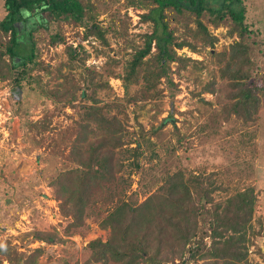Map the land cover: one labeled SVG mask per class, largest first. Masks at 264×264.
I'll use <instances>...</instances> for the list:
<instances>
[{
    "label": "rangeland",
    "instance_id": "374dc122",
    "mask_svg": "<svg viewBox=\"0 0 264 264\" xmlns=\"http://www.w3.org/2000/svg\"><path fill=\"white\" fill-rule=\"evenodd\" d=\"M96 3L101 7L95 20L105 30L106 42L85 38V26L75 21H56L46 11L27 10L32 24L23 42L32 57L23 76V68L16 67L8 80L0 81V245L15 248L17 261L0 254L1 264H22L21 255L36 247H43L38 264H103L93 259L89 247L92 240L110 236V230L100 226L102 217L130 193L133 204L144 201L179 171L185 178L199 175L215 185L212 196L220 202L239 190L254 189L257 200L245 264H264V0H246L253 30L245 40L253 62L247 82L261 100L251 120L227 112L232 87L221 77L220 58L233 37L226 26L204 20L218 37L212 48L177 25L179 38L193 41L198 50L178 49V55L191 60L181 68L172 63L168 78L143 97L142 80L125 85L122 77L134 48L142 46L144 34L152 30V22L141 18L149 8L128 0ZM6 13L0 0V24ZM0 32V49L7 52L11 31L0 25ZM69 44L81 57L73 65L66 54ZM88 104L97 105L106 117L116 116L126 146L141 149L138 157L125 153L130 155L124 158L126 167L116 171V180L95 188L96 201L87 207L83 224L73 227L72 217L62 213L54 182L59 173L79 165L73 149L82 144L79 124ZM86 138L98 139L93 133ZM35 231L56 234L60 240L34 239ZM210 242L208 220L200 217L185 255L164 264H210L213 258L200 256L201 245Z\"/></svg>",
    "mask_w": 264,
    "mask_h": 264
},
{
    "label": "trees",
    "instance_id": "16d2710c",
    "mask_svg": "<svg viewBox=\"0 0 264 264\" xmlns=\"http://www.w3.org/2000/svg\"><path fill=\"white\" fill-rule=\"evenodd\" d=\"M96 2L4 0L7 13L0 25L2 29L11 31V37L7 52L0 49V81L8 80L16 67L23 68V76L32 57V52L26 48L28 43L23 42L32 24L26 15L27 10L46 11L56 21H75L85 26V38L96 36L106 42L105 30L95 20L101 7ZM128 3L149 8L141 18L152 22V30L144 34L143 45L134 48V55L122 77L125 85L142 80L145 86L140 95L145 97L150 95L148 92L160 79L168 78L172 63L177 62V67L181 68L185 61L191 60V57L178 55V49L188 46L197 51L198 48L186 37L179 38L177 25H182L194 40L200 39L203 47L214 48L218 37L209 31L204 21L207 20L214 27L226 26L229 36L233 37L229 51L222 53L220 58L223 62L221 77L229 80L232 87L229 94L232 101L227 112L231 111L244 120L254 118L261 100L247 82L253 62L249 57L251 47L245 40L253 30L246 0H128ZM2 45L3 34L0 32ZM153 48L155 51L152 53ZM6 54L13 62L6 58ZM66 54L71 65L81 59L71 44L66 46ZM17 78L18 85L13 87L16 92L20 87V77ZM260 79L264 80V76ZM64 91L69 92V89L66 87ZM83 94L87 95V92ZM71 95L75 97V93ZM84 107L78 135L82 144H76L73 149L79 165L59 173L54 182L61 199L62 213L72 217L70 226L73 227L83 224L87 207L96 201L95 188L116 180V171L126 167L124 158L130 155L125 153L138 157L141 149L140 145L126 146L129 142L124 138L122 123L116 116L106 117L94 104ZM100 131L104 133L100 135ZM90 133L98 139L87 140ZM122 146L126 147L123 149ZM215 187L199 175L185 178L179 171L167 176L157 192L136 205L129 199L132 193L126 195L127 199L121 198L100 220V226L109 229L110 236L106 241L97 238L89 242L93 259L103 264L168 263L185 255L197 236L199 219L203 217L208 220L211 242L201 245V258H213L210 264H245L257 196L254 189L248 187L220 202L212 196ZM125 192L124 188L122 193ZM33 236L48 242L60 240L56 234L42 231H35ZM42 252L43 247H36L28 255H21L22 264H38ZM0 254L10 262H17L14 258L16 249L8 244L0 245Z\"/></svg>",
    "mask_w": 264,
    "mask_h": 264
}]
</instances>
